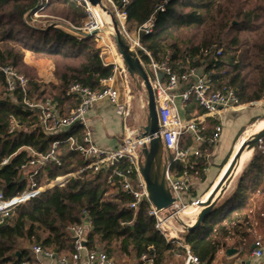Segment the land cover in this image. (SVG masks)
Here are the masks:
<instances>
[{"label": "trees", "instance_id": "16d2710c", "mask_svg": "<svg viewBox=\"0 0 264 264\" xmlns=\"http://www.w3.org/2000/svg\"><path fill=\"white\" fill-rule=\"evenodd\" d=\"M104 1L111 14L113 5L125 12L124 27L129 32L153 18L151 32L140 39L144 50H137L143 62L168 58L177 72L182 66L202 68L212 89L234 88L239 102L264 97V0ZM162 3L160 10L157 6ZM36 12L63 17L75 27L87 20L81 0H0V66L10 64L29 77L26 95L30 100L50 98L66 114L78 102L76 96L66 94L69 86L78 82L99 88L100 80L112 73L113 64L104 62L94 36H76L55 23L37 26L32 23ZM218 48L221 53L214 58ZM25 51L49 59L55 81L41 80L35 68L25 62ZM23 97L20 88L12 93L5 90L0 72V192L6 198L29 189V176L21 165L32 158L31 150L46 153L54 141H60L55 148L59 163L50 161L39 169L33 177L37 187L86 164L77 150L62 142L70 135H81L83 126L74 124L46 132L40 124L39 110L27 107ZM11 120L17 126L9 132ZM6 157L8 162L1 164ZM195 166L202 176L201 165ZM171 168L180 172V162L172 163ZM111 172L109 167L88 169L61 186L41 190L19 203L10 216L0 221V264L34 259L35 244L67 254L72 248L68 226L82 222L85 216L90 223L86 245L104 250L115 264H139L143 252L153 254L156 264H166L175 253H184L183 247L155 228L146 200L135 210L129 208L132 197L107 183ZM262 174L264 137L255 146L235 193L223 204L213 206L199 225L185 228L183 243L190 252L209 264L221 238L229 233L228 223L242 216L232 215L226 208L238 193H244L246 178Z\"/></svg>", "mask_w": 264, "mask_h": 264}, {"label": "built area", "instance_id": "2783aa9c", "mask_svg": "<svg viewBox=\"0 0 264 264\" xmlns=\"http://www.w3.org/2000/svg\"><path fill=\"white\" fill-rule=\"evenodd\" d=\"M81 1L84 3L88 21L85 22L84 27L72 26V28L80 31L83 30L81 31L82 35H92L100 37L102 40L103 35L99 33V30L104 27V24L100 21V15L96 9V14L94 13L93 8H95V5L90 4L87 0ZM162 1L165 3L167 0ZM163 3L157 6V8L163 10ZM113 8L118 17L116 20L119 29L129 46L136 52L138 49L144 50L140 42L139 31L142 30L143 35L150 33L153 26V18L147 19L134 32H129L124 27L125 12L118 10L114 5ZM98 19L100 22H98ZM220 53L221 48H218L214 53V58ZM143 65L154 92L159 125L158 134L161 137L166 158L165 178L173 197L170 209L158 210L154 206L148 197L146 182L139 170L140 150L143 144H148L150 137H141L137 134V129L124 122L123 144L117 148L106 150L97 147L92 142L91 134L86 126L88 111L95 104L102 101L113 103L115 112L124 119L130 116L129 100L126 99L120 102L118 90L110 84L115 70L121 72L127 80L129 73L123 64L120 63L118 69L117 67L114 68L108 77L102 78L100 80L101 87L99 88L91 89L78 82L72 83L67 89L66 94L76 96L78 102L66 114H62L57 104L50 98L38 101L30 100L26 95L29 77L17 71L12 65L7 64L0 66V72L4 76L5 90L12 93L16 88H20L24 92L23 103L29 108L39 110L40 124L44 131L55 132L70 128L74 124L83 126L84 131L81 135H70L62 142H68L72 149L77 150L86 161V164L74 171L57 175L49 179L42 186L37 187L33 177L39 172V169L50 161L59 163L55 155V148L60 141H54L51 149L46 153H35L31 150L32 158L28 163L21 165L24 173L29 176V189L10 198L4 197L0 192V221L6 216H10L13 209L19 203L41 190L61 186L72 177H76L88 169L98 171L109 167L112 168V172L107 178V183L117 186V188L132 197L128 206L133 210L138 207L141 201L146 200L149 205L148 214L155 218V228L167 240H173L170 235V222L179 219L182 211L188 207H193L195 212L193 213V217L187 218L183 222L184 227H181V232L195 222L197 214L201 210L200 204L206 202L214 187L188 202L182 199V194L189 192L195 181L199 179L192 158L203 156L201 145L204 142L214 145L221 132V125L217 124L209 136L204 135L200 125L202 117H219L226 110L243 108L257 103L264 104V97L258 100L239 102L234 88L221 87L212 89L210 80L202 68L182 66L181 71L177 72L170 66L168 58L161 62L150 59L148 63H143ZM158 72L163 73V79L159 80ZM181 85L183 88L179 90ZM177 97L180 98L182 103L193 98L194 102L202 109L203 114L190 118L181 117L177 108ZM16 126V123L11 120L9 132L13 131ZM185 134L190 135L191 143L181 146L180 142ZM176 161L181 164L180 172L173 171L171 168L172 163ZM7 162L8 157L4 158L1 164H6ZM89 226L90 223L87 216L84 217L82 222L73 223L68 226V231L72 236V248L67 254L56 253L53 250L45 249L39 244H35L32 246L34 259L23 260L19 264H115L114 259L109 257L104 250L97 247L89 248L86 245V232ZM184 249L183 264H206L197 255L190 252L187 246H184ZM250 254L258 260L257 264H264V235L258 236L254 240ZM138 261L139 264H156L154 255L148 252L141 253Z\"/></svg>", "mask_w": 264, "mask_h": 264}, {"label": "crops", "instance_id": "0c3cea01", "mask_svg": "<svg viewBox=\"0 0 264 264\" xmlns=\"http://www.w3.org/2000/svg\"><path fill=\"white\" fill-rule=\"evenodd\" d=\"M100 50L101 54L108 51L102 48H100ZM109 54L110 52L103 57L104 62L113 64V69L116 67L118 69L119 63L116 61V58L111 59ZM144 64L146 63L144 62ZM52 68L53 66L51 65V69ZM129 80H133V78L128 76L126 80L121 72L115 70L110 84L118 90L120 102H123L126 99L129 100L131 110L132 99L134 96L133 93H129ZM46 81H55V79L48 78ZM181 88H183L182 85L179 90ZM138 89L139 88H137V90ZM176 103L178 112L183 118H190L203 114L202 109L194 102L193 98L182 103L180 98L177 97ZM135 112L136 111H133V117L128 116V118L124 119L115 112V106L113 103L102 101L95 104L88 111L86 119V126L91 134L92 142L97 147L106 150L114 149L122 145L124 142L123 124L126 122L130 126L131 124L135 126V124H133V122H135L133 119ZM262 120L264 121V104L259 103L243 108L223 111L219 117H202L200 125L204 135L209 136L217 124L221 125V132L214 145L207 142H204L201 145L203 156L192 158V161L195 164L198 163L201 165L202 176L197 173L199 179L195 181L189 192H184L182 194V199L184 201L188 202L193 198L208 192L217 184L238 150V144L245 134V131H247L252 125H260ZM261 129L262 127L260 126L259 130ZM258 131L246 134L244 141L251 138ZM189 143H191L190 135L185 134L180 144L181 146H186ZM246 150L249 153V157L247 156L243 161L244 163H242V165H244L240 167L241 170L239 169L237 172L234 171V173L231 174L227 188L222 194H219L214 206L223 204L229 196L235 193L233 191L239 182V177L252 158L255 146L246 147L242 152ZM244 184L247 186H244V193H238L239 195H236L234 202L229 204L228 208H226L227 206L225 207L230 214H242V216H240L238 220L230 221L228 223L229 233L221 238L220 246L213 253L211 259L208 260L209 264L258 263V260L253 258L250 253L254 240L258 236L264 235V174L259 177L246 178ZM244 215L246 219L243 217ZM186 220L187 218L181 214L179 219L171 221L169 225L171 228V239L175 240L177 244L183 248L184 246L189 248L188 245L183 243L184 231L181 232V227H184L183 222ZM227 222L228 220L224 221V223ZM184 254L185 252L175 253L172 256V259L166 264H183Z\"/></svg>", "mask_w": 264, "mask_h": 264}, {"label": "water", "instance_id": "95a60500", "mask_svg": "<svg viewBox=\"0 0 264 264\" xmlns=\"http://www.w3.org/2000/svg\"><path fill=\"white\" fill-rule=\"evenodd\" d=\"M92 5L99 6L102 10L109 11L103 5L102 0H87ZM110 12V11H109ZM113 40L117 52L120 54L122 63L127 69L129 76L136 81V87H144L147 95V112L145 124L141 126V137H150L148 144H143L140 150L141 158L139 160V170L146 182L148 197L158 210L169 208L172 205L173 197L167 185L165 178L166 158L164 156V149L161 137L159 136V125L156 111V104L154 92L147 74V71L138 56L137 52L133 50L121 30L119 29L117 20L110 15ZM139 37H143V31H139ZM163 77L162 72H158V78L161 80ZM264 137V127L255 133L251 138L243 142L232 160L228 168L223 173L217 184L210 192L206 202L201 203V210L198 212L195 222L187 228L193 229L203 219L206 213L214 206L219 194H222L230 182L232 169L237 163L241 152L246 147L256 146Z\"/></svg>", "mask_w": 264, "mask_h": 264}, {"label": "rangeland", "instance_id": "374dc122", "mask_svg": "<svg viewBox=\"0 0 264 264\" xmlns=\"http://www.w3.org/2000/svg\"><path fill=\"white\" fill-rule=\"evenodd\" d=\"M102 3L107 8V5H106L104 0H102ZM95 7H98V6H95ZM103 11H105V10H103ZM105 12L109 16L111 15V12H109V11H105ZM100 13H101V11H99V14ZM113 16H115V19H118L115 10H114ZM33 18L34 19L32 20V23L37 25V26H44L46 23H55L56 26H59L61 29H63L66 32L72 33V34H74L76 36H81L82 35L81 31H83V30H81V31L78 30L80 32L75 31L72 28L73 25L68 20L64 19L63 17L47 15V14H40V13L36 12V13H34ZM86 21H88V16H87V20ZM103 22H105V19H103ZM84 25H85V23L83 24L82 27H84ZM104 26L105 27H102V29L99 30V33H101L103 35V39L101 40L100 37H95L94 36L95 39H96L97 46L99 48L104 49V50L105 49L108 50L106 53L102 54L103 57L105 56V54H108V52H110L111 55L109 54V57L111 59L116 58V61L119 64L120 63L123 64L121 56L117 52L116 46L114 44L111 18H110V20L107 23H104ZM137 54L139 56L138 51H137ZM24 60L29 66L35 68V70L37 71V74H38V76H39V78L41 80H43L45 82H48V81H46V79L54 78L52 73H51V70H52L51 69V65H52V63H51V61L49 59L44 58V57H37V56L31 54L29 51H25ZM129 90H130L129 93L130 94L133 93V96H134L133 99H132V109L130 110L131 111L130 117L131 116L133 117V111H136L135 114H134L135 116L133 118L134 121H135V122H133V124H135V126L131 124V127H135L137 129V134L140 135L141 126L145 124V120H146L147 95H146V91H145L143 86H141L137 90L136 81L134 79L133 80H129ZM133 109H135V110H133ZM166 209H170V207L166 208ZM193 212L194 211L191 210L189 215H191Z\"/></svg>", "mask_w": 264, "mask_h": 264}, {"label": "bare ground", "instance_id": "6f19581e", "mask_svg": "<svg viewBox=\"0 0 264 264\" xmlns=\"http://www.w3.org/2000/svg\"><path fill=\"white\" fill-rule=\"evenodd\" d=\"M98 11V14H99V11H101V13L99 14L100 15V21H102V23L104 24V23H107L109 20H110V16L105 12V11H103L102 9H100L99 7H95V8H93V10H94V13L96 14V10ZM103 19H105V22H103ZM99 21V19H98V22H100ZM99 26V25H98ZM105 27V26H104ZM261 121V120H260ZM264 121L262 120V122H261V124L260 125H257V124H255V125H252V126H250L248 129H247V131H245V134L243 135V137H242V139L240 140V142H239V144H238V147L243 143V142H245L244 141V137H245V135L246 134H248V133H250V132H255V131H258L259 130V128H260V126L263 128V126H264V123H263ZM248 151L246 150V151H244V152H242V154H241V156L239 157V160L237 161L238 163H237V165L235 164V166L233 167V169H232V173H234V171H236L237 172V170H239L240 169V167H242L243 165H242V163H244L243 161L246 159V157L248 156ZM252 154V153H251ZM249 157V156H248ZM248 159V158H247ZM248 161V160H247ZM241 170V169H240ZM237 174V173H236ZM236 174H234V175H236ZM232 188V187H231ZM191 210H193L194 212H195V210H194V208L193 207H188L187 209H185L184 211H182V214H183V216L184 217H186V218H190V217H193V213L191 214V215H189L190 214V211Z\"/></svg>", "mask_w": 264, "mask_h": 264}]
</instances>
